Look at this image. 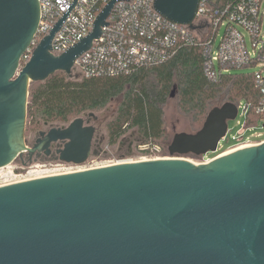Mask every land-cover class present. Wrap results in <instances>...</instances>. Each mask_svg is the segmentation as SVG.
<instances>
[{"label":"water","instance_id":"95a60500","mask_svg":"<svg viewBox=\"0 0 264 264\" xmlns=\"http://www.w3.org/2000/svg\"><path fill=\"white\" fill-rule=\"evenodd\" d=\"M118 1L108 0L86 37L53 54L59 20L22 64L39 2L0 0V168L58 140L61 161L81 164L100 153L92 148L95 127L81 116L49 125L29 146L28 93L56 71L72 77L74 60L101 35ZM199 2L154 0V8L194 30ZM237 111L231 101L213 106L198 130L172 135L168 157L0 185V264H264V141L210 161L183 156L214 152Z\"/></svg>","mask_w":264,"mask_h":264},{"label":"built area","instance_id":"2783aa9c","mask_svg":"<svg viewBox=\"0 0 264 264\" xmlns=\"http://www.w3.org/2000/svg\"><path fill=\"white\" fill-rule=\"evenodd\" d=\"M38 2L40 11L38 26L30 46L21 57L22 64L30 58L34 46L48 35L61 19V24L51 39L50 51L53 54H60L81 41L92 30L98 13L108 0H38ZM107 21V25L102 26L101 35L93 40L91 47L74 60V70L80 75L96 77L130 73L138 66L163 62L174 53L179 42L191 43L195 37L200 38L195 35L197 31L205 32L202 52L205 57L204 72L207 78L215 80L221 72L242 66L254 67L261 63L259 69L253 71L254 83L259 91L255 112L264 114L262 28L264 0H239L232 7L225 6L210 13L207 0H200L195 19L197 29L194 30L185 24H178L161 16L154 8V0H120L114 5ZM222 26L223 33L218 44L214 46ZM242 27L250 33L254 47L260 45L258 50L256 48L253 51L248 50ZM240 107L246 114V109L241 103L238 110ZM253 127L247 126L244 122L238 133L231 136L234 142L224 147L223 141L229 139L227 128L226 134L218 141L214 151L216 154L211 159L225 151L264 141L258 139L262 136L261 132L246 134V131ZM138 148L144 152L140 159L161 158V143L143 142ZM220 149H223V152H219ZM148 152L154 156L147 155ZM131 160L134 159L117 162ZM10 166L12 165L5 167Z\"/></svg>","mask_w":264,"mask_h":264},{"label":"trees","instance_id":"16d2710c","mask_svg":"<svg viewBox=\"0 0 264 264\" xmlns=\"http://www.w3.org/2000/svg\"><path fill=\"white\" fill-rule=\"evenodd\" d=\"M238 1L207 0L208 13ZM204 41L195 37L191 43L179 42L163 62L138 66L130 73L67 77L56 71L44 81L31 83L26 120L29 124L67 123L72 116L102 109L119 96L121 102L105 123L108 144H116L129 129H136L144 142L160 143L165 133L162 106L173 93L178 110L187 116L205 119L210 108L231 101L245 107L247 126L256 125L264 114L255 112L259 91L253 72L228 71L215 80L207 78ZM244 67L251 66L238 69Z\"/></svg>","mask_w":264,"mask_h":264},{"label":"rangeland","instance_id":"374dc122","mask_svg":"<svg viewBox=\"0 0 264 264\" xmlns=\"http://www.w3.org/2000/svg\"><path fill=\"white\" fill-rule=\"evenodd\" d=\"M262 28L264 29V22ZM223 30H224V26L220 28L219 33L216 36L214 46L218 44L220 37L223 33ZM241 31L244 34L248 50L253 51L254 48L258 50L260 48V45L254 47L252 38L248 30L242 27ZM195 35L200 38L206 37L205 32L201 33L197 31ZM260 65L261 63H259L257 66L254 67H244L239 69L235 68V69H231L230 72H253L259 69ZM216 67L218 68L217 62H216ZM72 76L79 77L81 75L77 70H73ZM120 102H121V97L118 96L114 98L112 101H110L102 109L92 110L94 114L98 117L97 120L95 121L96 132L94 137L96 139L100 138L103 140L101 144V151L98 155L91 154L88 157V159L81 164H76L73 162H65L61 160H40V161L33 160L31 163L26 162V164H23L20 160H15L14 162L10 163V165L12 166L0 169V185L18 180L49 175L50 173H61L63 171H72V170L74 171L76 169L78 170V169L88 168L91 167V165H94L92 167H95V165L96 166L105 165L112 163V161L114 163L124 159H134V160L140 159L141 155L144 152L139 150L138 145L143 143L144 139L140 137L136 129H129L128 131H126L119 138L116 144L114 145L108 144L107 141L108 137H107V130L105 128V123L115 113V110ZM241 105L243 104L241 103ZM162 109H163V123H164L165 133L160 140L162 146V152L160 153L161 155L160 157H168L169 154L167 151V147L171 141L172 135L175 132H181V131L195 132L202 126L204 118L195 119L192 116H187L185 114H182L178 110L176 96L175 97L168 96L166 102L162 106ZM81 114L82 113L72 116L70 120L67 122V124L75 117L81 116ZM237 121H239V123H237ZM244 122H245V113L243 111V108L240 107L236 118L228 120L227 137L229 139L227 141L226 140L223 141L224 147H227L234 142L231 139V136L236 135L238 133V130L241 128ZM49 125L50 126L56 125V122L52 124L49 123ZM42 127H43L42 122L29 124L26 120L25 137L28 143L33 141L35 134ZM251 132H261L262 136H260L258 139L264 140V118H260L258 120V123L254 125L253 129L246 131V134H249ZM94 148L96 149V146H94ZM222 150L223 149H220L219 152H223ZM214 153L215 152H208L204 155H195L189 153L183 156L190 159L191 161H206L208 158L213 157ZM147 155L154 156V154L149 152L147 153ZM21 165H28V166L25 170H22Z\"/></svg>","mask_w":264,"mask_h":264},{"label":"flooded vegetation","instance_id":"af4514ba","mask_svg":"<svg viewBox=\"0 0 264 264\" xmlns=\"http://www.w3.org/2000/svg\"><path fill=\"white\" fill-rule=\"evenodd\" d=\"M91 112L93 111H85L82 112L81 117L84 120V125H93L95 127V132H96V124L95 121L97 120V116L94 114H91ZM46 122L43 123V127L37 131V133L35 134V137L33 139L32 142L28 143L29 146H34V144L37 142L38 139H42L44 135H42L40 132L41 131H45L47 132V130L49 129V123H47V125L45 124ZM52 124V123H51ZM67 123H56V125L53 126H63L66 125ZM48 126V127H47ZM52 126V125H51ZM95 136V133H94ZM103 140L102 139H96L95 137H93V141H92V147L93 149L94 146L99 145L101 147ZM64 146V141H55V142H51L48 146L47 149H43V150H35L34 152L30 153L28 151H25L21 156H19L17 158V160H20L22 163L23 162H28L29 160H59L58 159V152L57 150L62 148ZM28 165H22L21 168L22 170H25L27 168ZM62 173H65L64 171Z\"/></svg>","mask_w":264,"mask_h":264},{"label":"bare ground","instance_id":"6f19581e","mask_svg":"<svg viewBox=\"0 0 264 264\" xmlns=\"http://www.w3.org/2000/svg\"><path fill=\"white\" fill-rule=\"evenodd\" d=\"M242 147H246V146H242ZM242 147H237V148H235V149H231V150H228V151H225V152H223V154H226V153H229V152H231V151H234V150H236V149H239V148H242ZM223 154H221V155H223ZM211 160V158L208 160V161H210ZM110 164V163H109ZM8 165H10V164H8ZM3 168H5V166L3 167ZM77 170V169H76ZM78 170H80V169H78ZM73 171V170H72ZM72 171H64L65 173H68V172H72ZM62 173V172H61ZM52 174H57V173H50L49 175H52ZM44 176V175H43ZM25 180V179H24Z\"/></svg>","mask_w":264,"mask_h":264}]
</instances>
